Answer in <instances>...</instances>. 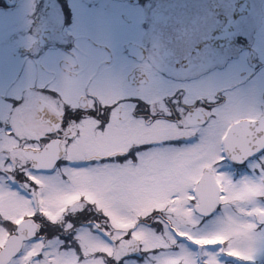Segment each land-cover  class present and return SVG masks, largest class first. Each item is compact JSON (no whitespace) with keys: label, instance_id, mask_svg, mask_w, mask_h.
<instances>
[{"label":"flooded vegetation","instance_id":"1","mask_svg":"<svg viewBox=\"0 0 264 264\" xmlns=\"http://www.w3.org/2000/svg\"><path fill=\"white\" fill-rule=\"evenodd\" d=\"M10 23L17 33L7 51ZM136 67L148 82H130ZM63 76L76 84L75 104L89 102L85 111L72 107L80 134L89 117L92 135H110L115 122L125 146L160 148L168 125L184 139H223L231 125L264 117V0H0V126L71 147L65 115L54 133L53 91ZM193 83L202 92H191ZM225 112L244 115L230 121Z\"/></svg>","mask_w":264,"mask_h":264},{"label":"rangeland","instance_id":"2","mask_svg":"<svg viewBox=\"0 0 264 264\" xmlns=\"http://www.w3.org/2000/svg\"><path fill=\"white\" fill-rule=\"evenodd\" d=\"M197 84L190 85L191 92L199 88L202 92L203 87H199ZM64 85H67L66 81L64 84L62 83L60 88L66 96L65 99L68 100L71 98L72 92L68 87L63 90ZM162 85L166 88L174 86V84L166 81L162 82ZM69 102L70 104L64 102V105L69 104L68 108L75 107L73 99ZM56 107L58 108L57 104ZM2 111L8 116V108H2ZM243 115L241 112H225L222 119L231 121ZM10 116H14V114ZM88 119L83 125L82 134L78 133L72 139L73 145L71 147L67 145V158L78 160L87 157L89 154L104 155L126 148L125 132L116 127L115 122L109 132L110 135L101 136L103 131H99L97 135H92ZM71 133L73 134V132ZM170 134L173 133L168 131L167 136H171ZM78 136L80 139L76 140ZM23 139L22 137L20 141ZM33 140H25L26 143L19 148L39 147L38 142L36 140L32 142ZM78 142H81L80 145ZM4 145L0 148H12L14 149L13 152L17 154L15 147H18V142L7 140ZM220 147L219 139H207L181 143L176 146L167 145L165 150H158V153L150 150L142 154L137 163L130 161L120 165L101 163L99 167L102 166V168L94 167L91 169L92 167H87L81 171L62 168L72 181L70 179V181L65 180L60 174L39 178L43 184L42 196L40 194L41 200L44 201L46 208L52 211L55 220H61L60 211H65V216H68L67 212H69L70 216L73 217L80 210L89 213L88 210L94 206L83 205L80 207V196H86V200L89 202L95 200L93 201L95 204L98 203L97 205H99L100 203L104 210L109 215L111 214L112 217H108V219L112 227L114 226L113 229L116 231L115 235L119 239L120 245L126 241L125 236L130 233L127 229L137 224L138 219L144 218L151 210L161 211L166 208L163 210L174 220V226H177L178 230L197 238L203 249L204 264L210 262L221 264L217 260L218 255H215L209 247L210 241L215 240H223L226 243V251L232 257L234 255L240 258L233 263L224 262L223 264H243L244 261L248 260L257 261L264 254L261 251L264 248V226L259 234L254 233L256 231L254 222L249 216L256 210L264 213V207L258 209L260 203L257 200V195L262 190L260 187H246L243 181H237L231 186L228 178H225L226 203L217 215L208 221L201 222L192 208L193 180L197 176L200 166H208L207 163H212V155L213 160L218 159ZM18 149L17 151H19ZM228 199H234L237 202L230 201L229 205ZM10 201H18V206L10 210L9 207L14 204ZM6 202H10L9 207L6 206ZM22 202L14 193L3 187L0 189V206L6 214L13 215L21 212L23 210ZM70 205L72 208L67 211ZM131 233L133 236L142 239L146 249L157 246H164L165 248L163 253L151 254L143 264H175L180 260L193 261V255L189 256L184 247H178L180 252H170L169 245L174 242V239L167 230L158 234V232L151 231L147 227L136 226ZM79 236L82 245L80 248L82 257L77 255L75 251H61L57 244H54L52 249L49 248L45 252V260L42 264H103L102 257H95L94 253L101 249L104 254H111V244L91 234L86 228L80 231ZM31 247L32 250H30ZM31 247L28 249L27 244L24 246L26 253L23 260L26 256L36 252V249ZM23 263L25 262L21 260L19 264ZM124 264L136 263L131 259H126Z\"/></svg>","mask_w":264,"mask_h":264},{"label":"water","instance_id":"3","mask_svg":"<svg viewBox=\"0 0 264 264\" xmlns=\"http://www.w3.org/2000/svg\"><path fill=\"white\" fill-rule=\"evenodd\" d=\"M39 112H40V111H39ZM40 113H41V115H43V110H42ZM59 122H61V119H59V121L56 119V121H55V130L58 128V126H59ZM243 125H245V124H243ZM237 127H239V126H237ZM233 135H234V134H233ZM234 136H235V135H234ZM235 137H237V136H235ZM237 138H238V139H235V138L231 139L230 142H227V144L230 145V144H232V143H235V144H239V145H244V144H248V143L251 142V140H249V139H244V138L239 139V138H241V137H237ZM257 141H259V142L264 141V138H263V139L259 138V140H257ZM58 146H61V141H57L56 144H53V149L56 150V153H55V155H54V158L52 159V162H53V161L55 162L57 159H59V158L61 157L62 151L60 152L59 150H57V149H58V148H57ZM61 149L63 150V148H61ZM57 151H59V152H57ZM51 166H53V164H52ZM209 174L212 175L211 173H209ZM208 180H209L208 175H206L205 178L203 179V181L200 182V187H203V188H205V189H209V190H211L212 192H214V190H213L211 187H209V186L207 185V181H208ZM214 195H216V193H212V194H211V196H214ZM200 196H201V200H202V202L204 203V201H205V197L202 196V195H200ZM216 201H217V199H216ZM216 201H215V202H216Z\"/></svg>","mask_w":264,"mask_h":264},{"label":"snow or ice","instance_id":"4","mask_svg":"<svg viewBox=\"0 0 264 264\" xmlns=\"http://www.w3.org/2000/svg\"><path fill=\"white\" fill-rule=\"evenodd\" d=\"M210 243H215V242H211ZM220 244H223V240L219 241ZM261 251H264V249H261Z\"/></svg>","mask_w":264,"mask_h":264}]
</instances>
